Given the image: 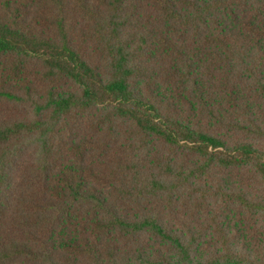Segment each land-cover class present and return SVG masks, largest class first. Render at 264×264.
<instances>
[{"label":"trees","instance_id":"trees-1","mask_svg":"<svg viewBox=\"0 0 264 264\" xmlns=\"http://www.w3.org/2000/svg\"><path fill=\"white\" fill-rule=\"evenodd\" d=\"M0 264H264V0H0Z\"/></svg>","mask_w":264,"mask_h":264}]
</instances>
